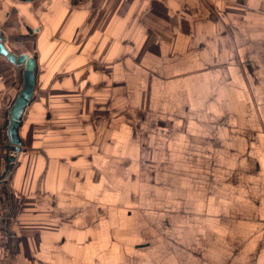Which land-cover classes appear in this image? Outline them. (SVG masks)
<instances>
[{
  "label": "crops",
  "instance_id": "1",
  "mask_svg": "<svg viewBox=\"0 0 264 264\" xmlns=\"http://www.w3.org/2000/svg\"><path fill=\"white\" fill-rule=\"evenodd\" d=\"M15 6L36 77L0 264H264V0ZM22 70L0 56V174Z\"/></svg>",
  "mask_w": 264,
  "mask_h": 264
},
{
  "label": "water",
  "instance_id": "2",
  "mask_svg": "<svg viewBox=\"0 0 264 264\" xmlns=\"http://www.w3.org/2000/svg\"><path fill=\"white\" fill-rule=\"evenodd\" d=\"M0 56L15 66L22 67L23 84L22 89L16 94L9 107V118L6 121V147L7 155L3 159V170L0 174V190L3 200L9 198L12 178L17 167V157L22 143L18 138V127L20 126L23 113L29 105L35 88L36 56H13L7 52L0 51ZM9 177V179H7Z\"/></svg>",
  "mask_w": 264,
  "mask_h": 264
},
{
  "label": "flooded vegetation",
  "instance_id": "3",
  "mask_svg": "<svg viewBox=\"0 0 264 264\" xmlns=\"http://www.w3.org/2000/svg\"><path fill=\"white\" fill-rule=\"evenodd\" d=\"M25 1H29V0H9L8 3H9V6L13 8H16L17 7L15 6V4L17 3H24ZM74 3H77V2H80V3H83L84 0H72ZM90 1V0H88ZM7 4H6V1L3 0L0 1V14L2 15V18H0V51H3V52H7L13 56H21V55H27L25 53H20L19 55H16L14 54L8 47H7V43L9 41V39L14 43H20V39L17 38V37H12V38H7L6 37V34L4 33L3 31V28L4 25H6L4 22L6 20V16H8V11H9V7ZM44 8V6L42 7ZM2 11V12H1ZM4 12V13H3ZM41 24L38 23L36 24L34 27L32 25H30L29 23H25L24 21L22 22L21 24V27H22V34L26 37H29L31 39H35L41 29Z\"/></svg>",
  "mask_w": 264,
  "mask_h": 264
},
{
  "label": "rangeland",
  "instance_id": "4",
  "mask_svg": "<svg viewBox=\"0 0 264 264\" xmlns=\"http://www.w3.org/2000/svg\"><path fill=\"white\" fill-rule=\"evenodd\" d=\"M7 179H9V177L7 178ZM9 198L7 199V200H3L4 201V204H5V207H7V208H10L11 207V193H10V191H9ZM2 199H3V197H2Z\"/></svg>",
  "mask_w": 264,
  "mask_h": 264
},
{
  "label": "built area",
  "instance_id": "5",
  "mask_svg": "<svg viewBox=\"0 0 264 264\" xmlns=\"http://www.w3.org/2000/svg\"><path fill=\"white\" fill-rule=\"evenodd\" d=\"M1 82H2V77H0V84H1Z\"/></svg>",
  "mask_w": 264,
  "mask_h": 264
}]
</instances>
